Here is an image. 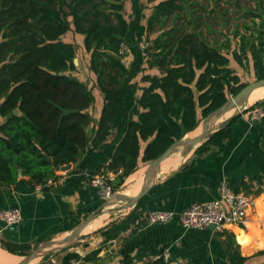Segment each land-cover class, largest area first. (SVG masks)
<instances>
[{
    "label": "trees",
    "instance_id": "trees-1",
    "mask_svg": "<svg viewBox=\"0 0 264 264\" xmlns=\"http://www.w3.org/2000/svg\"><path fill=\"white\" fill-rule=\"evenodd\" d=\"M124 1L0 0L1 186H17L20 174L36 185L70 163L76 182L114 174V190L141 166L139 157L142 162L158 157L198 127L199 113L206 116L248 83L230 66L229 53L244 70L251 60L255 79L264 77V20L252 30L246 26L249 33H239L232 48L227 38L212 44L201 30L186 27L198 24L193 6L199 0H146L151 13L145 23L143 1L130 0L131 21ZM259 5L264 10V2ZM69 30L83 35L88 69L102 93L97 121L92 87L79 79L73 63L75 46L62 39ZM153 68L158 74L148 71ZM256 106L264 107V100L246 110ZM239 117L195 151L220 145ZM109 144H114L110 159L90 168L88 155ZM0 245L20 256L31 250L29 243L0 239ZM151 264L166 263L160 258Z\"/></svg>",
    "mask_w": 264,
    "mask_h": 264
},
{
    "label": "crops",
    "instance_id": "crops-1",
    "mask_svg": "<svg viewBox=\"0 0 264 264\" xmlns=\"http://www.w3.org/2000/svg\"><path fill=\"white\" fill-rule=\"evenodd\" d=\"M71 32L69 30L65 36ZM77 35L82 41L83 35ZM62 39L71 42L65 37ZM123 50L131 58L129 46L124 45ZM148 71L158 74L156 68ZM89 76L95 96L93 116L97 121L103 98L95 84V74L90 71ZM250 112L232 123L231 136L220 145L207 144L201 151L194 149L183 156V161H177L176 167L173 159H165L153 187L137 204L110 212L109 219L104 218L102 229L100 226L89 231V223L84 229L88 230L87 235L50 253L48 264H151L162 258L167 248L169 256L166 260L162 258L166 264H264V116L248 119ZM3 120L0 114V124ZM110 140L107 138L108 142ZM113 147L114 144H109L91 152L88 155L90 168L107 162ZM138 163H142L141 157ZM27 178L20 174L17 186L0 185V208L19 207L23 217L20 224L12 227H5L0 221V239L29 243L32 249L34 243L67 234L69 230L65 229L75 215L83 219L100 203L98 187L88 181L76 182L69 174L56 186L40 191L35 190V185L27 182ZM222 183L233 191L254 197V206L247 210L242 224H227L221 231L210 226L185 228L177 219L144 225L142 217L147 210L181 212L192 203L219 198ZM0 251L11 258L21 257L1 245ZM1 261L0 258V264H11V261Z\"/></svg>",
    "mask_w": 264,
    "mask_h": 264
},
{
    "label": "rangeland",
    "instance_id": "rangeland-1",
    "mask_svg": "<svg viewBox=\"0 0 264 264\" xmlns=\"http://www.w3.org/2000/svg\"><path fill=\"white\" fill-rule=\"evenodd\" d=\"M142 1L145 5L143 7V10H142L143 15H144V18L142 19V21H143L151 13V3L147 2L146 0H142ZM260 1L264 2V0H199V3L195 4L193 6L195 8V13H197V15H200V18L198 20V24L195 25V23L193 22V23H185V25L188 29H190L191 27H193V28L195 27V28H197V30H201L202 36L208 42H210L212 44L213 43L216 44L215 43L216 41L221 42L227 38L231 42V47L235 48V47H237L238 42H239V33H242V32L249 33L250 30H248L246 26H249L252 30L253 28L259 26L261 20H264V10L259 5ZM124 3H126V7H125V11H124L125 16L128 20L131 21L133 19V8H132L131 1L125 0ZM253 12L254 13H256V12L261 13V17L260 16H254L252 14ZM263 28H264V24H263ZM153 36H155V34L150 35V37H153ZM64 37L68 40H71V42L75 46V50H76L75 57L77 58L76 73L80 76V78H83V81L85 83L90 85V83H91V79L89 76L90 70L88 69V65H87L88 55L82 46L81 39L73 31L66 36L64 35ZM141 43H142V47H144L146 40L143 39L141 41ZM123 48H124V46H123ZM228 56L230 58V66L235 69V71L239 75L241 81L251 82V81L255 80V75H254V71L252 68V61L251 60L249 61V68L247 70H244L233 60L230 53L228 54ZM140 76H141V74H139L136 77V80H139ZM260 100H264V98L263 99H257L256 101H260ZM252 104H250L249 97H248L247 102L244 103L243 105H245V106L248 105L250 107ZM96 109H97V105H96ZM239 109H241V108H238L237 110L236 109L235 110L238 111ZM256 109H259V111H258V113L255 114L254 112L256 111ZM250 110L242 111V113L239 114L240 117H243L244 114L247 115V112L248 111L250 112ZM236 111L233 110V112L230 114H233ZM252 111L248 114V119H252V117L254 119H259V118H262L264 116V107L263 106H256V108H253ZM229 115H225L223 117V119L225 117H228ZM202 119H203V117L199 113V123L202 121ZM112 137H113V133L108 138L110 139ZM172 158H173V155H171L167 160L169 161ZM166 161L163 162L162 165H165ZM147 164H148L147 162L146 163L142 162L139 165H142L143 167H147L146 166ZM139 165H138V167H139ZM127 187H128V185L124 181L120 185L115 186L114 190L112 187V192H114V191H126L128 189ZM102 200H103V198L100 199V203ZM118 204H119V202H114L109 207L117 206ZM109 207H107V208H109ZM92 210L88 211V213H86V215L83 218H85ZM110 215L111 214L106 212V219H109ZM96 219L97 218H95L94 220H92L90 222L91 226L89 225V227H90L89 229H91V227L93 228L95 226ZM77 220H78V222H80V220H82V219H80V215H75L74 219H72L70 221L69 227L70 226L74 227L77 224V223H75ZM100 228L102 229L103 227L101 226ZM88 230H84L83 233H85ZM61 237H63V236H60L57 238L59 239ZM41 242H43V241H40L38 243H34L33 247H35L36 245H38ZM50 253H52V252H50ZM49 254H46L44 257L37 258L35 261H33V264H48L47 259L49 258Z\"/></svg>",
    "mask_w": 264,
    "mask_h": 264
},
{
    "label": "water",
    "instance_id": "water-1",
    "mask_svg": "<svg viewBox=\"0 0 264 264\" xmlns=\"http://www.w3.org/2000/svg\"><path fill=\"white\" fill-rule=\"evenodd\" d=\"M73 63L77 64V58L73 59ZM260 86H264V77L255 79L244 85L237 93L231 95L222 105L209 112L203 117L202 130L200 133L194 136L187 137L186 134L175 141H173L158 157L151 160L147 164V170L145 173V181L136 194H128L123 191H114L108 197L103 198L100 204H98L85 218L80 220L73 228H71L66 235L61 238H52L43 241L33 247L26 255L21 256V259L16 264H33V261L37 258L44 257L50 252L62 249L71 243L83 239L87 234L83 233L85 227L100 214L105 212H113L117 209L131 207L137 204V202L147 194V192L153 187L154 179L159 172L161 163L170 157L175 151L181 149L183 154L186 155L189 152L196 149L202 142L210 138L216 131L224 127L234 116L239 115L242 111L249 108L248 105H243L247 102L251 92ZM239 106L238 111L230 114L216 124V120L229 112L231 109ZM13 113L20 114L18 108L13 110ZM48 159H51L48 157ZM72 165L65 164L58 167L59 170H70ZM114 202H119L117 206L109 207ZM109 207V208H107ZM213 228V226H210Z\"/></svg>",
    "mask_w": 264,
    "mask_h": 264
},
{
    "label": "built area",
    "instance_id": "built-area-1",
    "mask_svg": "<svg viewBox=\"0 0 264 264\" xmlns=\"http://www.w3.org/2000/svg\"><path fill=\"white\" fill-rule=\"evenodd\" d=\"M146 45V44H144ZM259 109H256L255 114ZM69 170H58L56 177L48 178L42 183L35 185V190L40 191L48 187L56 186L68 176ZM114 174L95 175L89 181L98 187L101 198L108 197L112 192ZM254 206V197L244 193L233 191L226 183L220 186V196L217 199L192 203L181 212L153 208L145 212L142 217L144 225L166 223L177 219L185 228H204L213 226V229L221 231L227 224L240 225L244 222L247 210ZM23 220L19 207L0 208V221L5 227L20 224ZM169 249H165L162 258L166 260Z\"/></svg>",
    "mask_w": 264,
    "mask_h": 264
},
{
    "label": "bare ground",
    "instance_id": "bare-ground-1",
    "mask_svg": "<svg viewBox=\"0 0 264 264\" xmlns=\"http://www.w3.org/2000/svg\"><path fill=\"white\" fill-rule=\"evenodd\" d=\"M264 98V86H260V87H257L255 88L251 94L249 95V102L250 104L254 103L257 99H263ZM239 106H237L236 108H233L231 109L229 112L225 113L224 115L220 116L217 120H216V124L220 123V121L223 119V117L225 115H229L230 113L234 111H236L238 109ZM236 109V110H235ZM202 130V123L200 122V124L198 125V127L190 132H188L186 134L187 137L189 136H194V135H197L198 133H200V131ZM173 160H172V163L175 165L176 167V162L179 161L180 159L183 158L184 154L182 152L181 149L175 151L173 154ZM187 155V154H186ZM183 161V159H182ZM145 165V164H144ZM147 166V165H146ZM146 170H147V167H139L138 169H136L126 180L125 183H127L128 185V189L126 191H123L125 193H128V194H136L137 191L140 189V187L142 186L141 184L144 183L145 181V173H146ZM158 173V172H157ZM157 176V175H156ZM137 185H141L140 187H138L137 189H135L134 191H131V189ZM120 210V209H119ZM106 216V212L105 213H102L100 214L97 219H96V224L93 228L89 229L90 230H95L97 228H99L103 222H104V218ZM89 227V226H88ZM14 257V256H13ZM0 258L1 260L3 261L4 260V263L5 261H11V264L12 261H19L21 259V257H17V258H11L9 256H6L5 254H3L1 251H0ZM1 261V263H2ZM35 261V260H34ZM10 263V262H9ZM7 264V263H6Z\"/></svg>",
    "mask_w": 264,
    "mask_h": 264
}]
</instances>
